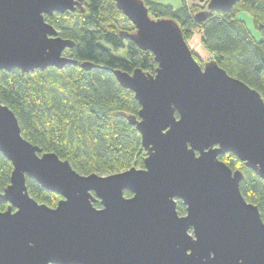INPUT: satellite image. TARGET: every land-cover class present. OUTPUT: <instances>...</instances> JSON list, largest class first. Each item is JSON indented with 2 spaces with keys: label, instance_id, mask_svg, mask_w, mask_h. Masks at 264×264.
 <instances>
[{
  "label": "water",
  "instance_id": "water-1",
  "mask_svg": "<svg viewBox=\"0 0 264 264\" xmlns=\"http://www.w3.org/2000/svg\"><path fill=\"white\" fill-rule=\"evenodd\" d=\"M113 1L135 28L124 37L158 64L154 75L113 70L141 106L129 121L148 152L145 168L81 175L25 139L0 100V152L13 166L0 191L9 203L0 211V264H264L259 208L241 193L242 171L220 159L232 154L264 180L263 97L216 60L201 65L175 20L153 18L143 0ZM239 1L210 0L201 16ZM83 8L84 0H0V71L78 65L65 55L74 41L45 16ZM27 177L60 195L58 205L31 197Z\"/></svg>",
  "mask_w": 264,
  "mask_h": 264
},
{
  "label": "trees",
  "instance_id": "trees-1",
  "mask_svg": "<svg viewBox=\"0 0 264 264\" xmlns=\"http://www.w3.org/2000/svg\"><path fill=\"white\" fill-rule=\"evenodd\" d=\"M143 1L153 18L178 22L188 44L198 30L204 48L213 55L211 59L264 99V0H240L226 12L213 10L205 17L201 13L208 11L210 0H194L192 5L185 2L179 8L156 0ZM241 14L251 17L252 29ZM45 19L59 36L74 41L75 46L67 51L78 65L30 73L0 71V100L17 116L23 137L42 154L55 153L69 161L81 175L145 168L148 152L141 134L129 121L130 116L139 118L141 106L135 94L119 84L113 70L133 73L142 69L154 75L158 64L153 53L124 37L135 28L118 25V20L128 26L132 23L113 0H84L83 10L55 13ZM122 50H126L125 57L115 54ZM193 54L201 65L206 62L195 51ZM83 62L96 67L86 71L80 66ZM220 159L242 171L241 193L259 208L264 221V180L232 154ZM12 172V163L0 152L1 192L10 184ZM27 187L31 197L52 208L62 199L31 177H27ZM125 196L131 193L125 191ZM95 206L101 208V203ZM8 207L9 203L0 202V211ZM177 209L180 214L186 212L181 201Z\"/></svg>",
  "mask_w": 264,
  "mask_h": 264
},
{
  "label": "rangeland",
  "instance_id": "rangeland-1",
  "mask_svg": "<svg viewBox=\"0 0 264 264\" xmlns=\"http://www.w3.org/2000/svg\"><path fill=\"white\" fill-rule=\"evenodd\" d=\"M157 2L163 3V4H168V5H173V6H177L180 4L183 5V3H187L188 5H192L194 3V0H156ZM240 17L242 19H244L247 24L249 25V27L252 29V20L251 17L248 16L247 14H241ZM118 25L121 28H126V29H131L132 27H134V25L132 24V26H128L126 25L122 20H118ZM189 46L191 47V49L193 51L196 52L197 55H199L204 61H209L213 55H211L203 46L202 44V34L196 30L194 32L193 38L189 41ZM117 56H124L126 55V50H122L119 53H115ZM66 56H69L70 53L69 51L65 52Z\"/></svg>",
  "mask_w": 264,
  "mask_h": 264
},
{
  "label": "crops",
  "instance_id": "crops-1",
  "mask_svg": "<svg viewBox=\"0 0 264 264\" xmlns=\"http://www.w3.org/2000/svg\"><path fill=\"white\" fill-rule=\"evenodd\" d=\"M181 2H182V1H181ZM181 2H180V4H179V5H177V6H174V7H175V8H179V7H181V6H182Z\"/></svg>",
  "mask_w": 264,
  "mask_h": 264
}]
</instances>
